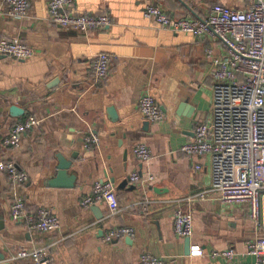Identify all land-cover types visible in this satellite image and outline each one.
<instances>
[{
  "label": "crops",
  "instance_id": "crops-1",
  "mask_svg": "<svg viewBox=\"0 0 264 264\" xmlns=\"http://www.w3.org/2000/svg\"><path fill=\"white\" fill-rule=\"evenodd\" d=\"M47 1L29 0L24 18L7 17L0 3V39L33 50L26 60L0 55V160L14 162L28 177L14 184L0 171V254L12 264H30L14 256L35 249H45L52 264H140L143 253L167 264H226L211 254L232 248L233 264H257L247 242L264 236V191L257 220L247 203H223L210 193L202 200L198 194L211 182L210 158L180 150L210 117L206 49L221 57L223 48L208 37L160 28L143 14L152 3L171 18L199 19L216 4L241 10L243 0H74L76 14L111 18L110 26L86 34L53 24ZM99 53L112 61L107 78L95 82L92 64ZM145 93L164 113L162 122H149L139 111ZM29 116L40 124L18 146L6 145L12 126ZM90 134L99 139L96 147H85ZM138 144L150 149V159L135 155ZM60 161L68 170L58 176ZM132 173L153 179L132 184ZM106 180L115 186L117 212L110 213L105 201L81 206L94 184ZM17 198L30 212L52 211L58 228L40 232L12 220ZM176 211L192 214L188 239L174 232ZM117 227L133 229L134 237L104 242ZM192 246L201 254L192 255Z\"/></svg>",
  "mask_w": 264,
  "mask_h": 264
},
{
  "label": "built area",
  "instance_id": "built-area-1",
  "mask_svg": "<svg viewBox=\"0 0 264 264\" xmlns=\"http://www.w3.org/2000/svg\"><path fill=\"white\" fill-rule=\"evenodd\" d=\"M245 7L237 10L225 5L212 6L208 14L199 19L190 17L171 18L160 6L147 3L144 17L163 29L192 34L197 38L208 37L220 43L221 57L212 56L206 49V59L211 65L213 98L209 119L197 125L193 138L180 148L190 156H208L211 163V182L207 191L198 194L200 199L210 193L223 203L249 205L250 218L260 215V198L264 191V0H243ZM9 18H24L29 11V0H0ZM74 0H48L49 20L60 27L77 29L83 33L104 29L112 23L105 13L89 15L72 11ZM0 55L26 60L33 55L30 46L22 41L0 39ZM112 57L99 53L92 64L94 81L107 78ZM143 117L152 123L162 122L164 113L150 94H143L138 101ZM40 120L29 116L15 123L5 140L11 147L18 146L21 136L37 127ZM85 147H96L99 139L94 134L85 136ZM135 155L148 160L151 151L145 144L134 147ZM0 171L14 184L27 181L25 172L14 162L0 160ZM136 173L129 176L132 184L144 185L147 181ZM99 201L107 202L110 213L118 210L115 186L110 180L96 182L92 194L81 200V206L89 207ZM11 218L28 227L48 232L58 228L59 221L52 211L38 208L30 212L25 201L17 198L11 205ZM190 212L176 211L174 232L178 237L189 238L193 231ZM135 233L128 227H117L108 231L104 242L124 238L132 239ZM198 246L191 247V254H201ZM247 253L257 264L264 262V236L247 242ZM212 257L225 259L233 264L235 251L232 248L212 252ZM14 258L30 259V264H52L45 249L20 250ZM140 264H167L162 258L143 253Z\"/></svg>",
  "mask_w": 264,
  "mask_h": 264
},
{
  "label": "water",
  "instance_id": "water-1",
  "mask_svg": "<svg viewBox=\"0 0 264 264\" xmlns=\"http://www.w3.org/2000/svg\"><path fill=\"white\" fill-rule=\"evenodd\" d=\"M12 111L14 112V113H18L20 110H18L17 108H12ZM57 169H59V172H58V176H61V175H63V174H65L64 172L66 171V170H68V165H63V163L60 161V164H59V166L57 167ZM126 182H123L122 184H121V186H123L124 184H125ZM186 239H188V238H186ZM189 243H187V245H186V251L188 250L189 251ZM0 264H12L11 262H9V261H7V260H5V256L3 255V254H0Z\"/></svg>",
  "mask_w": 264,
  "mask_h": 264
}]
</instances>
